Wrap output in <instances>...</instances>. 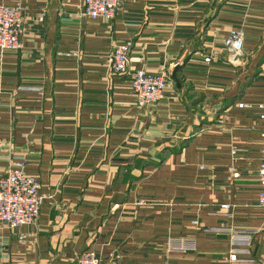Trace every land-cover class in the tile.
Listing matches in <instances>:
<instances>
[{
	"label": "crops",
	"instance_id": "crops-1",
	"mask_svg": "<svg viewBox=\"0 0 264 264\" xmlns=\"http://www.w3.org/2000/svg\"><path fill=\"white\" fill-rule=\"evenodd\" d=\"M0 4L24 19L21 47L0 53V174L20 160L43 195L35 223L0 224V264L86 249L98 264H233L234 248L236 264H264V0H123L110 20L81 0ZM232 29L242 64L226 57ZM125 41L129 70L165 75L157 103L136 106L128 75L110 72Z\"/></svg>",
	"mask_w": 264,
	"mask_h": 264
},
{
	"label": "built area",
	"instance_id": "built-area-1",
	"mask_svg": "<svg viewBox=\"0 0 264 264\" xmlns=\"http://www.w3.org/2000/svg\"><path fill=\"white\" fill-rule=\"evenodd\" d=\"M82 14L89 18L110 20L121 9L123 0H81ZM43 19V14L40 15ZM24 29L23 9L19 4H0V53L6 50H18L21 47V37ZM227 59L232 65L242 64L244 61L243 32L232 29L224 41ZM131 42L125 41L112 46L108 57L109 70L115 74H127L130 89L138 107H147L160 101L166 89V77L163 73L148 71L145 67L129 70V53ZM72 55H78L76 51ZM206 62L211 56L204 57ZM38 89V88H34ZM240 108L253 107L250 103L238 102ZM259 116L264 119V102L258 104ZM261 153L257 168L259 191L258 205L264 207V129L260 131ZM232 149V153H234ZM237 175V172L233 173ZM38 177L24 172L20 160H12L9 168L0 174V224L10 229L21 225L35 223L42 202ZM227 208V205H223ZM253 230L242 232L237 243L250 242ZM244 251V250H242ZM240 249L234 248L229 255L233 264L239 262L237 254ZM248 252V250H246ZM250 261L253 262L251 259ZM250 262V263H252ZM99 258L93 249L82 251L74 261L68 264H98ZM249 263V264H250Z\"/></svg>",
	"mask_w": 264,
	"mask_h": 264
},
{
	"label": "rangeland",
	"instance_id": "rangeland-1",
	"mask_svg": "<svg viewBox=\"0 0 264 264\" xmlns=\"http://www.w3.org/2000/svg\"><path fill=\"white\" fill-rule=\"evenodd\" d=\"M172 246H175L174 243L172 244ZM168 264H177V263H168Z\"/></svg>",
	"mask_w": 264,
	"mask_h": 264
}]
</instances>
